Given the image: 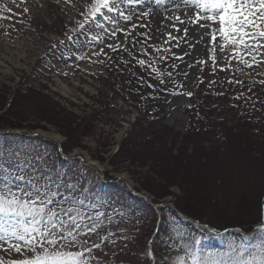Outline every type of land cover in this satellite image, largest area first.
Here are the masks:
<instances>
[{
	"label": "rangeland",
	"instance_id": "1",
	"mask_svg": "<svg viewBox=\"0 0 264 264\" xmlns=\"http://www.w3.org/2000/svg\"><path fill=\"white\" fill-rule=\"evenodd\" d=\"M91 2L0 0V190L97 226L89 264H260L264 63L183 62L149 38L165 0H119L132 19L107 13L116 24L85 23ZM13 224L0 216V235Z\"/></svg>",
	"mask_w": 264,
	"mask_h": 264
},
{
	"label": "snow or ice",
	"instance_id": "2",
	"mask_svg": "<svg viewBox=\"0 0 264 264\" xmlns=\"http://www.w3.org/2000/svg\"><path fill=\"white\" fill-rule=\"evenodd\" d=\"M127 2L131 3L132 0ZM184 3L188 6V11L182 15L187 17V23L178 15L169 19L179 21V26L172 24L171 27L178 31L182 30L185 37L194 35L197 43L210 42L213 45L205 48L204 55L207 59H201L198 63L203 65L210 60L213 71L221 65H223L222 71L233 67V60L237 62V66L242 64L247 68L264 63V0H184ZM88 8L85 23L89 18L96 21L99 17H103L104 20H112L116 24L117 21L107 13H117L124 20L132 19L131 15H125L121 10L119 0H92ZM80 27L84 28V24H80ZM197 29L200 30L198 34ZM118 30L124 31L123 28ZM111 35L115 37L117 31L114 30ZM141 35L148 36L147 33ZM165 35H167L165 43L174 38L171 32L161 30L160 36ZM129 36L131 33H126L124 39L127 40ZM218 37L222 43L217 46ZM149 38L156 39L155 36ZM122 46L120 43H117L115 48L112 44L108 45L114 51ZM195 46V44L190 45L193 48ZM257 56L260 57L259 60ZM138 63L143 66L150 62L140 59ZM238 70L243 71L240 68ZM236 83L242 81L237 80ZM52 203L51 199L43 196L39 191L18 195L11 189L0 190V216L15 221V224L10 228L6 227L4 234L0 235V245L12 241L6 251L21 256L20 259L9 260L7 264H89L85 252L99 248L100 244L94 243L90 248L86 241L81 240V236H91L96 232L97 226L91 228L82 226L77 222L78 216L83 219L79 213L76 216L72 215V208L58 211L49 207ZM61 214L67 216V219H61ZM102 215L103 213H97V219ZM258 231H264V223L259 225ZM77 245L83 251L67 250ZM258 247L260 252L264 253V242ZM258 259L260 264H264V255ZM0 264H5L2 258ZM179 264H183L182 259ZM192 264H221V262L215 259L202 261L200 256L193 255Z\"/></svg>",
	"mask_w": 264,
	"mask_h": 264
},
{
	"label": "bare ground",
	"instance_id": "3",
	"mask_svg": "<svg viewBox=\"0 0 264 264\" xmlns=\"http://www.w3.org/2000/svg\"><path fill=\"white\" fill-rule=\"evenodd\" d=\"M164 10L160 13H153L152 22H153V34L157 37L156 41L158 43H165L167 40V35L161 37L160 31L171 32L173 39L168 42L177 41L180 46V54L182 56L183 62H192L195 56L200 51L201 55L204 56V50L206 47H213V45L208 43H197L194 35H189L185 38L183 36L184 32L182 30L178 31L176 28H172V24H177L179 26V21L175 19H169L170 17L181 16V19L185 20L187 23V17L182 15V13L188 11V6L185 5L184 0H165ZM199 29L196 30L197 34ZM167 42V43H168ZM195 44V48L190 47V45ZM220 42L217 43V46ZM191 48V49H190ZM55 138H58L56 135ZM92 164H96L91 161Z\"/></svg>",
	"mask_w": 264,
	"mask_h": 264
},
{
	"label": "trees",
	"instance_id": "4",
	"mask_svg": "<svg viewBox=\"0 0 264 264\" xmlns=\"http://www.w3.org/2000/svg\"><path fill=\"white\" fill-rule=\"evenodd\" d=\"M17 127H21V123L20 124H14ZM29 128H33V126H29Z\"/></svg>",
	"mask_w": 264,
	"mask_h": 264
}]
</instances>
